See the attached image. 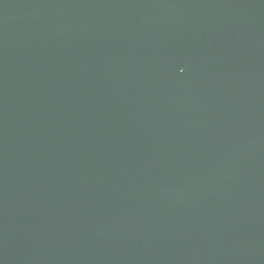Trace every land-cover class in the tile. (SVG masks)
I'll return each mask as SVG.
<instances>
[{"label":"water","instance_id":"1","mask_svg":"<svg viewBox=\"0 0 264 264\" xmlns=\"http://www.w3.org/2000/svg\"><path fill=\"white\" fill-rule=\"evenodd\" d=\"M0 264H264V0H0Z\"/></svg>","mask_w":264,"mask_h":264}]
</instances>
